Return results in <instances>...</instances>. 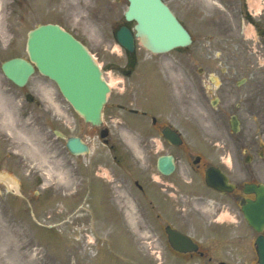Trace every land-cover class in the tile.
I'll return each instance as SVG.
<instances>
[{
    "label": "rangeland",
    "instance_id": "1",
    "mask_svg": "<svg viewBox=\"0 0 264 264\" xmlns=\"http://www.w3.org/2000/svg\"><path fill=\"white\" fill-rule=\"evenodd\" d=\"M166 1L193 31L195 41L188 47L186 60L172 51L156 56L150 64L145 54L142 56L146 58L136 72L168 74L176 81L177 96L183 80L179 72H211L204 80L205 85L198 80V84L187 91L183 99L184 110L173 105L176 109L174 114L187 124L188 133L193 131L190 123L194 122L198 133L206 135L201 136L204 138L201 147L206 148L205 156L222 154L229 158L230 151L236 171H245L250 166L259 168L261 120L259 115L255 117L249 112L259 114L263 107L264 101L257 95L264 87V37L260 28L250 24L248 14L264 24V0H261L259 11L251 8L249 0ZM9 2L11 0H0V175H7L10 179V183L0 181V264L185 263L172 261L165 234L157 226L159 222L149 216L147 202L150 194L141 192L133 181L127 178L121 181L119 178L123 173L130 178L138 173L146 183L152 179L150 174L158 177L153 167L158 154L163 151L146 149L142 153L135 149L141 140L133 138L131 143L135 146H131L146 168H137L130 163L132 166L126 167L133 170L132 173L128 168L121 170L109 156L97 128L84 121L54 82L49 80L48 86L41 87L47 79L37 72L26 86L19 87L5 76L1 68L2 63L13 56H28L26 38L30 29L55 19L87 39L104 72H122L124 61L112 54V42L105 44L102 41V34L109 39L107 24L103 26L91 17L98 27L84 19L86 0ZM8 4L11 6L7 8ZM124 8L125 5L122 10ZM146 64L150 65L147 69ZM223 72L233 74V85L237 91L235 98L216 89L217 78L227 76ZM106 76L109 81L116 78ZM241 80L242 84H239ZM238 85L244 86L238 88ZM127 86L126 100L146 101L133 79L128 80ZM184 87L181 84V88ZM27 92L39 98L42 106L28 102ZM239 94L247 95L246 103H241ZM216 96L221 100H217L214 106L211 103ZM205 106L209 115L205 114ZM233 109L239 110L243 117L238 133H233L229 124L228 116ZM54 128L66 135L81 136L90 144V153L72 155L65 138L57 136ZM190 141L199 147L198 136ZM225 143L227 153L223 149ZM249 146L255 156L250 166L246 161L249 152H245ZM184 165L185 168L183 166L177 172H184L181 194L168 196L173 207L168 219L202 238L201 235L206 233L202 224L213 218L215 212L214 208L197 207L195 201L204 194L195 189L199 176L186 159ZM107 170L112 175L111 179L102 175ZM66 174L70 186L65 188L62 175ZM97 176L101 180L107 179L112 186L123 183L119 199L129 225ZM210 198L213 202V196ZM241 232L247 233L245 228ZM254 235L252 231V240ZM248 247L254 255L253 243L251 246L245 243L241 249L249 253Z\"/></svg>",
    "mask_w": 264,
    "mask_h": 264
},
{
    "label": "flooded vegetation",
    "instance_id": "2",
    "mask_svg": "<svg viewBox=\"0 0 264 264\" xmlns=\"http://www.w3.org/2000/svg\"><path fill=\"white\" fill-rule=\"evenodd\" d=\"M89 3L91 1L93 2L94 9L97 11V13H103L104 9L105 12H110L111 14L109 17L104 14V17L110 21L109 28L111 29L112 36L114 39H116V32L120 28V26H127L131 30L134 28V22H127L125 20L124 15L121 14V8L123 5V2L125 0H87ZM90 7V6H89ZM103 42L105 44L110 43L107 41V35L103 34ZM117 41V40H116ZM140 50L142 48L139 45V41L137 38H134V49L133 51H129L125 48L121 47V58L125 60L123 69L124 72H110L112 76H115V88L116 90H113L111 93V97L108 101V105L106 107V110L104 112V127L109 128V134H108V144L109 151L112 154L113 158L120 162L119 165H117L121 170H124L128 167L126 166H132V151L124 145L120 141H122L121 135H130V133H135L139 136L141 143L137 145V149L146 152V149L152 150L154 152L156 151H163L161 154H173L175 156L176 161L179 159V162L183 160V153L187 152V140L188 136H192L193 133H188L187 131V124L180 121L177 116H169L168 111L170 109V105L166 101H159L155 104H149L147 102H129L126 100L125 93L127 92L128 86V80L133 79L134 83L139 84L140 87H143L144 89L148 90L150 86H153V83L155 81L154 78V72H132L134 70V65L139 58ZM181 56H186V49H181ZM131 71V72H127ZM185 73V78L182 80V82L185 84V87L188 84V77L187 72ZM211 72H198L199 76L208 77ZM225 74V72H223ZM231 75L232 72H229L227 76L220 77V86L218 84V88H220L221 92H227L228 96H234L235 88L233 85L230 84L231 82ZM157 76V82L162 83V80L160 79V75ZM193 78H195L194 75H192ZM202 80H206L202 78ZM201 80V81H202ZM190 82H195V80H191ZM204 83V81H202ZM123 89H122V87ZM165 88L162 87V97H166ZM184 101H180L179 108L184 110ZM186 106V105H185ZM116 112H120L121 114H125V116L120 117V126H119V132L114 133L113 129L108 127V125L113 124L114 117ZM131 113V116L129 115ZM178 119V120H177ZM177 120V121H176ZM262 128H261V150L259 152L260 156V166L259 168H256L254 166L248 167L245 171H234V169L231 170L230 178L231 181H235L236 188L231 193H225V192H219L217 190L211 189L205 184L199 183V187H197V190H203L204 192L208 193L213 190V192L220 194L221 198L214 199L216 205H213L214 208H216V213L218 214L223 208H235L236 203L239 204L243 199H253L255 198L254 194H247L244 191L245 184L250 183H263L264 184V112L261 120ZM173 129L176 131L178 137L182 140V143L180 145H172L164 136V129ZM134 131V132H133ZM158 141L160 142V145L158 144ZM188 153V152H187ZM186 154L184 156L186 157ZM200 153H203V149L196 148V156L201 155ZM160 155V154H159ZM193 155H191V165L193 169L202 175V173L205 171V169L210 166L213 162H220V159H209L206 157L201 159L193 160ZM221 156V155H220ZM135 161V160H134ZM131 163V164H130ZM154 168V167H153ZM259 169V170H258ZM128 171L130 169L128 168ZM131 173L133 170L130 171ZM130 174V173H129ZM138 174V173H137ZM135 174V175H137ZM160 174V173H159ZM133 177H129L128 174L124 176V173L119 176L121 181H124L125 178H127L129 181H133L134 184L138 185V188L146 193L147 195L150 194V197L148 199L147 204L149 205V216L154 221H160L159 225H157L160 229V231H164V228L170 224L168 216L169 214H172L171 212V204L168 200V196H170L172 191H175V194L178 196L181 194L183 183L185 180L182 179L180 174L178 176H175L172 178L171 175H163L160 174L159 179H154L153 175L150 174L152 177L153 182H149L146 180V183L144 180H141L138 175ZM140 175V174H139ZM127 180V181H128ZM142 182V184L140 183ZM177 191V193H176ZM202 208H210L211 204H201ZM234 211V210H233ZM145 215V214H144ZM168 221V222H167ZM174 223V222H173ZM172 224V223H171ZM174 226V224H172ZM177 226V225H175ZM264 234V229L262 231ZM194 236V235H193ZM210 237L214 239L219 240H225L226 238V229L225 228H218L213 234H207L205 238H202V243H199V247L197 251L192 252H185L181 253L176 250H171L173 254L176 255L180 260H183L185 262L190 263L191 261H194L191 263L196 264H219V257L221 255V249L218 248L215 245V242H212L210 240ZM159 238V236L157 237ZM244 239L247 240V243L250 244V234H244ZM179 260V261H180ZM201 260V261H200ZM178 261V260H177ZM252 261V260H251ZM246 262V263H251ZM186 264V263H181Z\"/></svg>",
    "mask_w": 264,
    "mask_h": 264
},
{
    "label": "water",
    "instance_id": "3",
    "mask_svg": "<svg viewBox=\"0 0 264 264\" xmlns=\"http://www.w3.org/2000/svg\"><path fill=\"white\" fill-rule=\"evenodd\" d=\"M130 2L127 17L137 20L138 35L147 48L163 52L190 42L187 31L161 0ZM28 52L31 61L35 62L42 73L57 81L63 94L87 121L97 125L101 123V110L106 102L109 86L102 78L96 61L78 40L58 25H41L29 34ZM2 68L19 85L25 84L35 70L30 61L20 57L6 61ZM28 99L32 100V97L28 95ZM233 124L237 129V124ZM67 146L74 153L89 150L80 137L68 138ZM159 166L161 170L171 172L174 168L172 157H161ZM207 181L211 185L224 187L223 178L214 168L208 171ZM263 204L260 199L243 208L246 217L257 229L261 228ZM257 244L260 264H264V238L259 237Z\"/></svg>",
    "mask_w": 264,
    "mask_h": 264
},
{
    "label": "bare ground",
    "instance_id": "4",
    "mask_svg": "<svg viewBox=\"0 0 264 264\" xmlns=\"http://www.w3.org/2000/svg\"><path fill=\"white\" fill-rule=\"evenodd\" d=\"M261 0H249V4L251 6L252 9H255L256 11H259L260 8H261ZM251 29V28H250ZM62 178L65 180V188L66 186H70V180L69 178L67 177V174L65 176L62 175ZM6 180V177L5 176H1L0 175V180ZM8 183H10V180L7 181Z\"/></svg>",
    "mask_w": 264,
    "mask_h": 264
}]
</instances>
